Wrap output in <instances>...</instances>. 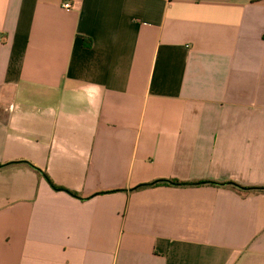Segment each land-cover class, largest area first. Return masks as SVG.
<instances>
[{"label":"crops","instance_id":"1","mask_svg":"<svg viewBox=\"0 0 264 264\" xmlns=\"http://www.w3.org/2000/svg\"><path fill=\"white\" fill-rule=\"evenodd\" d=\"M7 164L0 264H264V193L134 190L264 187V0H0Z\"/></svg>","mask_w":264,"mask_h":264},{"label":"trees","instance_id":"2","mask_svg":"<svg viewBox=\"0 0 264 264\" xmlns=\"http://www.w3.org/2000/svg\"><path fill=\"white\" fill-rule=\"evenodd\" d=\"M12 164H27L28 166H30L31 168H33L34 170H36L39 174H41L46 181L48 182V184L51 186V188L55 191H65L67 192L69 195L80 199V200H84L81 197H79L77 194L66 191L62 188L57 187L55 184H53V182L48 178V176L44 173H42L40 170H38L37 168H35L33 165H31L28 162H16V163H12ZM12 164H7V165H0V169L4 168L5 166L8 165H12ZM211 185L214 187H229L241 194H251V193H264V187L259 188H244L241 187L235 183H224V184H220V183H215V182H195V183H181L178 181H173V180H158L155 182H152L150 184H144V185H140L138 187H136L134 190H140V189H147V188H153V187H159V186H173V187H183V186H202V185Z\"/></svg>","mask_w":264,"mask_h":264},{"label":"built area","instance_id":"3","mask_svg":"<svg viewBox=\"0 0 264 264\" xmlns=\"http://www.w3.org/2000/svg\"><path fill=\"white\" fill-rule=\"evenodd\" d=\"M63 9H65L66 11L76 10V4L75 3H72V2H66L63 5Z\"/></svg>","mask_w":264,"mask_h":264}]
</instances>
